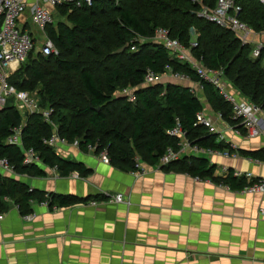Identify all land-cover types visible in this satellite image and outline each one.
Here are the masks:
<instances>
[{
	"label": "trees",
	"instance_id": "obj_1",
	"mask_svg": "<svg viewBox=\"0 0 264 264\" xmlns=\"http://www.w3.org/2000/svg\"><path fill=\"white\" fill-rule=\"evenodd\" d=\"M125 1L121 3L120 0L119 4H116L110 0H96L92 7L77 8L74 5H65L57 8V13L62 20L49 27L48 33L58 52L47 57L39 54L40 57L54 61L53 67L52 69L33 67L34 80L28 85L29 87H33L35 83L42 85V89L38 91L40 105L54 109L53 121L60 124L58 129L60 137L69 143L79 140L80 149L84 152L89 151L88 145L96 147L95 154L97 155L107 150L109 163L121 171L130 173L136 169L137 157L144 164L155 166L168 149L179 150V140L167 133L168 130L174 128L177 121L181 123L193 145L215 151H231L228 142L218 141V135L211 134L203 126L195 125L197 115L204 110V104L192 88L177 84L142 87L149 70L162 74L166 72V66L172 67L174 72L187 74L194 82H199L195 71L189 64L179 62L162 45L154 42L138 44L140 49L131 53L129 48L134 41L136 43L137 38L153 37L156 29L165 28L170 31L172 38L182 42L185 47L191 48L192 55L197 60H202L206 67L224 68L227 79L241 96L264 111V66L262 62L252 60L250 48L242 46L230 31L200 18L197 15L200 6L193 0H169L170 2L156 0L155 11L150 12L152 17L148 18L138 10V6L137 8L133 5L127 7ZM216 1L202 0L211 8L215 7ZM239 2L243 7L242 20L257 32L263 30L264 6L258 0H239ZM179 6L182 8L176 15V12H179L176 7ZM110 10L114 15L111 17L114 19L107 18L109 23H106L103 21L106 18L104 13ZM158 15L165 17L162 22L157 20ZM113 22L118 47L106 56L112 58L113 65L104 72L103 80L95 78L92 72L80 64L79 59L65 60L63 58V56L74 57L84 48V44H97L103 32L102 29L105 27L103 24L110 25ZM150 26L151 29L155 28L153 35L148 29ZM191 29L197 32L196 47H191ZM124 46H129L128 51L113 54ZM32 54L33 52L29 56ZM19 69L11 76L10 83L18 90L32 91V89H24L25 80L22 82L16 78ZM58 71L62 74L79 75L87 94L84 108L78 107L75 101L70 102L76 113L71 120H67L59 112L64 106L60 102L63 94L59 93L61 90L54 80ZM202 85L212 110L221 113L231 126L237 128L236 125L239 123L233 120L231 105L214 87L206 83ZM128 87L137 88L135 103L128 102L126 98L113 97L118 90ZM68 91L70 88L65 90V92ZM117 112L120 115L115 117ZM123 115L130 123L129 129L123 128ZM22 124L24 148H33L41 158L43 165L57 169L64 177L74 173L84 176L88 172L84 164L61 158L53 148L44 143V140L52 136L53 128L44 122L41 116H28L24 122L15 107L8 106L0 111V158H8L16 166L19 175L33 178L46 175L40 166L23 165L24 157L21 148L5 144V140L10 137L13 129ZM239 129L243 130L242 127ZM245 155L253 160L264 161V150L248 152ZM163 169L176 170L201 180H211L217 185L228 187L236 192L260 180L258 178L247 180L245 176H235L233 169H228L226 175H216L217 166L204 157H184ZM103 198L104 196H98L95 200ZM92 199L94 198L80 199L73 195L33 190L24 182L0 175V213L8 212L14 206L18 207L22 215H28L33 212V203L47 201L48 207L53 210L80 202L86 203Z\"/></svg>",
	"mask_w": 264,
	"mask_h": 264
},
{
	"label": "crops",
	"instance_id": "obj_2",
	"mask_svg": "<svg viewBox=\"0 0 264 264\" xmlns=\"http://www.w3.org/2000/svg\"><path fill=\"white\" fill-rule=\"evenodd\" d=\"M167 84L193 87L199 98L206 96L198 82L166 76L161 85ZM201 99L231 142L226 141L234 142L231 157H204L217 166L216 175L228 168L264 179V161L245 155L264 150V116L260 135L250 138L229 129L223 116L216 119L220 113ZM59 155L84 164L88 172L64 177L42 164L44 177L12 179L80 199L123 194L129 204L92 207L88 201L51 210L33 203L31 220L13 206L0 220V264H264V193L236 192L147 164L143 175L124 172L73 146H64Z\"/></svg>",
	"mask_w": 264,
	"mask_h": 264
},
{
	"label": "built area",
	"instance_id": "obj_3",
	"mask_svg": "<svg viewBox=\"0 0 264 264\" xmlns=\"http://www.w3.org/2000/svg\"><path fill=\"white\" fill-rule=\"evenodd\" d=\"M119 4L120 0H110ZM264 6V0H258ZM96 0H0V111L5 110L8 106H13L21 114L23 120L31 115H39L43 121L53 128L52 136L44 140V143L53 148L57 154L62 148L69 144L62 139L52 120L54 114L53 108H44L40 105V98L37 93L31 91L18 90L10 83L11 76L26 62L29 55L39 47L41 55L47 57L57 54L56 47L48 34V28L56 23L57 8L65 5H74L77 8L92 7ZM199 4L200 9L197 15L205 21L215 24L221 29L230 31L240 42L242 46L250 48V58L263 62L264 60V29L257 32L253 27L242 20L243 7L239 0H217L215 7L211 8L205 5L202 0H193ZM32 22V24H30ZM31 27L33 31L28 32L26 28ZM260 40V41H259ZM154 42L162 45L169 54L179 62L187 63L195 71L201 88L203 83L209 84L218 90L222 98L228 102L233 111V120L239 124L228 127L229 129L240 134L239 127L248 133L250 138L260 135L261 119L264 111L261 107L243 99L233 88V85L227 79L224 69H213L206 67L202 60H197L189 48L185 47L182 42L170 36V31L165 28H158L155 31L153 39L139 37L136 39L137 44H145ZM192 47H196L197 43H192ZM138 45L131 47L132 51H137ZM170 76L179 83L191 84L192 79L185 73L174 72L173 68L166 66V72L157 74L148 71L142 87H151L164 83V78ZM193 90V87H192ZM137 88H125L120 94L128 100L135 103V92ZM222 119V114L216 115ZM196 126H203L209 130L211 134L218 135V141H226L225 132H220L214 119L205 109L196 117ZM22 127L13 129L10 137L5 140V144L16 146L23 150V165L25 166H41L43 164L38 153L33 149H25L22 140ZM239 129L236 131V129ZM168 135L179 140V150L168 149L166 154L151 169H161L164 166L178 161L184 157H205V156H225L231 157L229 151H215L205 149L198 145H193L182 125L177 121L174 128L167 131ZM234 147V146H233ZM95 146L88 145V150L94 152ZM88 151V152H89ZM102 162L109 164V156L107 150H103L99 154ZM148 170L139 157L136 158V169L134 174H144ZM54 171H58L54 169ZM222 175L228 174V168L221 170ZM235 176L246 177L252 180L255 177L251 173L235 171ZM0 175L4 177L17 178L16 166L11 163L8 158H0ZM249 194L264 193V179H260L253 185L246 186L242 191ZM9 201V199H6ZM43 207H48V202L39 203ZM106 204H129V199L123 194L113 196L104 195L103 199L90 200L87 205L98 207ZM18 208V207H17ZM49 208V207H48ZM56 209V208H55ZM260 214L264 217V208L260 209ZM4 218V214L0 213V220ZM26 220H31L32 215H24Z\"/></svg>",
	"mask_w": 264,
	"mask_h": 264
},
{
	"label": "rangeland",
	"instance_id": "obj_4",
	"mask_svg": "<svg viewBox=\"0 0 264 264\" xmlns=\"http://www.w3.org/2000/svg\"><path fill=\"white\" fill-rule=\"evenodd\" d=\"M122 1L123 0H121V3H122ZM125 2L127 3V7L133 5V6H135V8H137V6H138V10L141 11L142 14L147 18L152 17L150 12L155 11L156 0H126ZM167 2H170V1L167 0ZM181 8H182V6L176 7V9L179 11V12H176L177 13L176 15H178L180 13ZM109 9H111L110 6H109ZM172 12H174V10H172ZM104 14L106 15V18L103 19V21L106 23H109L108 19L114 15L111 13V10L108 12H105ZM176 15H173V16H176ZM56 16H57L56 17V23L62 20L58 13L56 14ZM164 18H165L164 16L158 15L157 20L159 22H162L164 20ZM113 19L114 18H112L111 20H113ZM30 24H32V22H30ZM103 26H105V27H103V29H102L103 32L99 36V41L97 44H95V45L84 44V48L81 51H79L74 57L63 56V58L65 60L72 59V58L79 59L81 61L80 64L86 70H88L89 72H92L94 74L95 78H100L101 80L104 79V75H103L104 72L107 69L109 70L113 65L112 58L106 57V56L111 53V50L118 47V42H117V39L115 38L116 28H115L114 22L110 25H107L104 23ZM151 28H152L151 26L148 27V29H150L151 35H153V31H155V28H153V29H151ZM26 29L28 32H30V31L34 32V29L31 27H28ZM190 34H191V38H192L191 42L197 43V41H196V39H197L196 30L191 29ZM153 37H147L146 39H153ZM262 39L264 40V37ZM134 43H135V41H134ZM134 43L131 44V47H133ZM134 45H136V47H137L138 44L135 43ZM131 47L129 48V46H128V48L130 49V53L135 52V51L131 50ZM95 48H96V52H98V54L95 52ZM128 48L126 49V51H128ZM138 49H140V47ZM189 49L191 50V48H189ZM56 51L58 52L57 48H56ZM126 51H124V52H126ZM95 53H96V55H94ZM39 54H40L39 47H36L33 54L31 56H29V58L26 60V62L20 66L19 72L16 74L17 79H19L22 82H23V80H25L26 85H25L24 89H26V90L32 89L31 92L37 93L38 95H39L38 91L42 89V85L39 83H37V84L35 83V85H34L35 87L34 86L29 87V85H28L29 82H32L34 80L33 76H32V68L33 67H41V68L49 67L52 69L53 64H54V61L48 60V58L40 57ZM262 64L264 66V60H263ZM221 69H224V68H221ZM53 70H57V69L53 68ZM224 74H226V71ZM54 80H55L56 85L59 88V90H61V91H59V93L63 94V97L60 98L61 99L60 102L63 104L64 107L62 110H59V112L62 116H65L67 118V120H71L72 118H74L76 113L73 111L72 104L70 102L75 101L77 103L78 107L84 108V105L87 101V94H86L85 88L83 87V84L80 80L79 75H76V74H62L61 72L58 71L54 77ZM68 88H70V91L65 92V90ZM120 91H121V89L118 90L116 93H114V96L113 95L112 96L116 99H121V98L123 99L124 96H122V94H120ZM235 91L238 93V90H236V88H235ZM238 95L241 96L240 93ZM39 98H40V96H39ZM201 98L208 99L207 96L204 97V96L200 95V99ZM203 104H204V102H203ZM205 112H209V109L208 108L205 109ZM119 115H120V113L117 112V115H115V117L119 116ZM217 118L218 117L216 116V119ZM25 120H27V119H25ZM25 120H24V122H25ZM52 120H53V116H52ZM56 120H57V118H56ZM218 120H219V118H218ZM122 122H123V128L129 129L130 123L127 121V119L124 115L122 116ZM56 123H55V126H56V129L58 131L60 124H58V123L56 124ZM128 132H129V130H128ZM226 139L228 142H231L229 137H226ZM229 145L231 146V151H229V150L228 151L232 156L234 154V152H233L234 142L230 143ZM71 146L79 149L80 148L79 140L75 141L74 143L66 144L65 147H71ZM222 152H225V151H222ZM92 153L95 154V151ZM95 155L99 157V155H97V154H95Z\"/></svg>",
	"mask_w": 264,
	"mask_h": 264
},
{
	"label": "water",
	"instance_id": "obj_5",
	"mask_svg": "<svg viewBox=\"0 0 264 264\" xmlns=\"http://www.w3.org/2000/svg\"><path fill=\"white\" fill-rule=\"evenodd\" d=\"M127 47H128V46H124L122 49H120V50L114 52L113 54H114V55H117V54L123 53L124 51H126Z\"/></svg>",
	"mask_w": 264,
	"mask_h": 264
}]
</instances>
